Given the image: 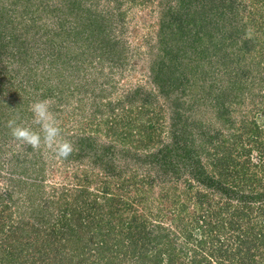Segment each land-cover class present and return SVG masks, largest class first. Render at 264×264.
Listing matches in <instances>:
<instances>
[{
  "label": "trees",
  "instance_id": "16d2710c",
  "mask_svg": "<svg viewBox=\"0 0 264 264\" xmlns=\"http://www.w3.org/2000/svg\"><path fill=\"white\" fill-rule=\"evenodd\" d=\"M133 4L147 73L111 99ZM24 81L75 150L44 185L0 91V264H264V0H0V89Z\"/></svg>",
  "mask_w": 264,
  "mask_h": 264
},
{
  "label": "rangeland",
  "instance_id": "374dc122",
  "mask_svg": "<svg viewBox=\"0 0 264 264\" xmlns=\"http://www.w3.org/2000/svg\"><path fill=\"white\" fill-rule=\"evenodd\" d=\"M125 2V1H124ZM127 7L124 6L123 8ZM129 7V6H128ZM14 8V7H13ZM18 9V7H15L14 9ZM145 7H139L138 5H131L129 7V10L126 11V14L122 17V24L123 28L119 33V36H121L122 38H125L126 41L128 42L127 44V48L131 47V49H128L125 52V57H126V61H128L129 63L132 61L136 64V62H138V66L135 69H132V66H125L124 69L119 67L118 65H114V70H116V72L114 74H111L110 76L116 78L118 76L117 71H120L121 73H124L125 75L122 78H118L117 83H119V86H117L116 89V93L111 94L110 97L111 99L113 97H115L120 89V87L125 84L128 83V81H142L143 79H145L146 77V67L148 66L149 63V55H147L146 53V47L141 45L138 40V35L140 33L145 32V25H146V21L143 23V13H144ZM151 20V18L149 19V21ZM118 35V33H117ZM126 49V48H125ZM124 55V54H123ZM3 62H5V64H7V61H11V59L8 57V55H4L3 57ZM94 64V63H93ZM132 64V62H131ZM140 65H142V67H140ZM95 67V64L93 65ZM92 66V67H93ZM120 68V69H119ZM91 70H97L96 68H91ZM107 71V68L104 69V72ZM13 72V71H12ZM23 72H19L17 74H15V78L13 80V82H15L16 85H18V81L22 78L24 79L25 76L22 75ZM44 77L46 76V73L44 74ZM98 75V73L95 74V76ZM87 75H85L86 77ZM88 77V76H87ZM39 79V78H38ZM27 80V82L30 84H32V82L34 84H36L38 86V91L39 92H44V85L46 84V81L43 82V79H39L38 81H33V78L30 77L29 75H27V78L24 79ZM40 81V82H39ZM53 80L49 79V84H52ZM25 83V87L23 88V91H21L17 86L16 89H11L10 91L12 92V94H10L9 89H6V91H3V88L7 85V84H3L2 88L0 89L1 91V95L4 94L5 99L7 98H13V100L15 102H19V107H24L26 103V109L30 112L26 117L23 118V121H21L22 123L26 122V124H31L33 122V116L32 113L30 111V106L37 101L34 97L29 96L31 93V86L27 83L26 81H24ZM53 85V84H52ZM26 90V91H25ZM9 91V92H8ZM76 91V90H74ZM255 91V90H254ZM10 94V96H7L6 94ZM49 99V98H47ZM51 99V98H50ZM20 100V101H19ZM23 101V102H22ZM26 101V103H25ZM22 102V103H21ZM11 105V102H10ZM27 111V112H28ZM55 115V114H54ZM35 125V124H34ZM37 126V125H35ZM69 129L73 130L74 128H72V126H69ZM38 130V129H37ZM19 146L20 149H23L24 144H21V142H18L15 145V148ZM50 149L47 148L46 146L43 145V147L41 149H39V152H41L43 154L42 156V161L44 162L45 165V177H43V182L44 185H47V181H51V173L52 170H49L50 165L53 164V160L50 156V154H48L47 151H49ZM15 152V151H13ZM51 152V151H50ZM53 152V151H52ZM30 151L27 152L26 156H30ZM55 159V156L54 158ZM51 163V164H50ZM47 164H49V166H47ZM57 164V163H56ZM58 165V164H57ZM4 172V171H3ZM2 173V170H1ZM57 175L59 174L58 171L56 172ZM60 179V176L58 177ZM157 192V188L154 190V193Z\"/></svg>",
  "mask_w": 264,
  "mask_h": 264
},
{
  "label": "clouds",
  "instance_id": "9594fccd",
  "mask_svg": "<svg viewBox=\"0 0 264 264\" xmlns=\"http://www.w3.org/2000/svg\"><path fill=\"white\" fill-rule=\"evenodd\" d=\"M51 107L50 98L37 100L30 106L33 122L38 126V130L18 122L20 119L18 115L10 119L7 126L12 137L17 141L33 149H39L44 145L57 157L67 159L75 150L74 145L72 141L62 137L59 122L51 111Z\"/></svg>",
  "mask_w": 264,
  "mask_h": 264
}]
</instances>
